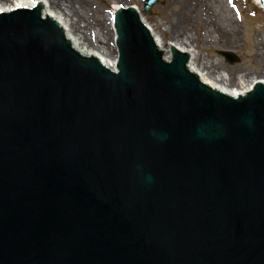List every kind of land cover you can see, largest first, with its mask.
I'll return each mask as SVG.
<instances>
[{
	"label": "water",
	"instance_id": "obj_1",
	"mask_svg": "<svg viewBox=\"0 0 264 264\" xmlns=\"http://www.w3.org/2000/svg\"><path fill=\"white\" fill-rule=\"evenodd\" d=\"M44 10L0 12V264H264V82L215 89L131 5L110 67Z\"/></svg>",
	"mask_w": 264,
	"mask_h": 264
},
{
	"label": "rangeland",
	"instance_id": "obj_2",
	"mask_svg": "<svg viewBox=\"0 0 264 264\" xmlns=\"http://www.w3.org/2000/svg\"><path fill=\"white\" fill-rule=\"evenodd\" d=\"M75 4L77 10L86 14V18L80 21L83 26L86 23L102 24L105 35L104 42H93L91 48H95L101 54L104 52L107 43L109 29L107 16L113 7L123 4L137 6L141 12L143 21L148 22L153 32H155L162 42H169L173 39L169 27L174 26L173 19L181 11V5H171L170 0H159L147 13L143 14L141 0H68ZM225 5L230 12L235 29V47L223 46L226 36H221L218 40L213 36L210 41H206L203 25H190L180 29L186 31L193 41V53L197 62L210 67L213 74L222 76L234 84L235 88L241 85H248L251 77L260 74L261 66L264 65V46L258 44L260 39L264 40V10L256 5L255 0H217ZM195 2V0H194ZM93 25V26H94ZM87 30V34L93 40L97 36L100 40L101 33L98 29ZM106 33V34H105ZM195 39V40H194ZM109 53L112 49L109 46ZM226 54L231 55L234 60H229ZM263 71V70H262ZM242 83L240 86L237 83Z\"/></svg>",
	"mask_w": 264,
	"mask_h": 264
},
{
	"label": "bare ground",
	"instance_id": "obj_3",
	"mask_svg": "<svg viewBox=\"0 0 264 264\" xmlns=\"http://www.w3.org/2000/svg\"><path fill=\"white\" fill-rule=\"evenodd\" d=\"M171 5L177 6L181 5V11L173 19L175 24L169 27V31L173 34V39L169 42H162L160 37L155 33L157 43L164 52H168L171 46H175L178 50L186 52L189 54V57L192 59V64H194L195 74L205 75V83L213 86L215 89L218 88L224 93L230 95H238L239 93H244L249 90L254 81L264 82V65L261 66L260 74L255 75L250 78L248 85H241L242 83L238 82L237 85H241L239 88H235L234 84L229 80L223 78L222 76H217L212 73L210 67L206 64H201L196 61L193 53V39L186 32H181L180 29H185L190 25H203L206 36L204 39L210 41L214 36L217 40L221 36H226L222 45L227 47H235L237 40L235 39V32L233 28L232 18L230 12L225 7L224 4L217 0H170ZM41 4L44 9V5L50 4V11L44 10L45 15L51 16L53 19H56L64 29L66 35L72 34L75 37L78 47H80L82 54L85 55H97L101 59L105 60L110 66L113 67L115 62V45L114 43V33L112 27V16L113 10L107 16L108 23V39L107 43L112 49V54L109 53V46H106L104 52L101 54L97 49L91 48L90 45H93V42H104L105 35L104 27L102 24H93L86 23L85 26L80 24V21L86 18V14L80 10H77L75 4L68 0H0V12L1 11H11L15 8L22 7H33L35 4ZM256 5H259L263 10L264 8L259 4V0H255ZM138 8L137 6H135ZM43 11V10H42ZM144 22V21H143ZM145 24L152 30L151 25L145 21ZM94 25V26H93ZM93 28L98 29V33H101L100 40L97 36L92 38L90 34H87V30ZM91 27V28H90ZM153 31V30H152ZM106 34V33H105ZM195 40V39H194ZM211 42V41H210ZM264 46V40L260 39L257 45ZM263 70V71H262Z\"/></svg>",
	"mask_w": 264,
	"mask_h": 264
}]
</instances>
